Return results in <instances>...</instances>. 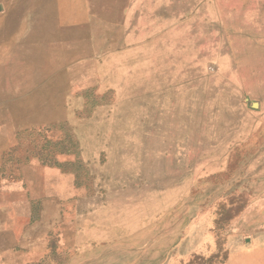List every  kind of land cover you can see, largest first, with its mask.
Wrapping results in <instances>:
<instances>
[{"label": "rangeland", "instance_id": "1", "mask_svg": "<svg viewBox=\"0 0 264 264\" xmlns=\"http://www.w3.org/2000/svg\"><path fill=\"white\" fill-rule=\"evenodd\" d=\"M56 4L0 0L23 263L264 264L240 254L264 238V0Z\"/></svg>", "mask_w": 264, "mask_h": 264}, {"label": "crops", "instance_id": "2", "mask_svg": "<svg viewBox=\"0 0 264 264\" xmlns=\"http://www.w3.org/2000/svg\"><path fill=\"white\" fill-rule=\"evenodd\" d=\"M56 1L57 8H64V5L60 4V0ZM137 6L139 9L136 8ZM143 7L144 5L141 2L135 3L134 8L133 3H131V9L129 11L130 13L128 15V19L132 14H136L138 10L142 16V12H144L142 11ZM143 20L144 22L146 20L144 18V15L141 18L140 22ZM129 31H131V29H129ZM135 31V29L131 31L133 32L131 34L134 35ZM5 191L6 188L0 186V264H24L23 260H21V257H26L28 259L30 258L33 260L41 250L42 239L39 234L37 235L33 232L26 231L19 234L21 224L19 221V216L14 211V208H19L20 205L17 204L19 202H15L5 198L7 197ZM244 247L246 248L242 249L243 252H240V254L242 255L241 258L261 263V259L259 258L260 253L256 249H258L259 251H264V238L255 237L253 238L250 245ZM240 263L252 264L244 263L242 261H240Z\"/></svg>", "mask_w": 264, "mask_h": 264}, {"label": "bare ground", "instance_id": "3", "mask_svg": "<svg viewBox=\"0 0 264 264\" xmlns=\"http://www.w3.org/2000/svg\"><path fill=\"white\" fill-rule=\"evenodd\" d=\"M205 90V89H204Z\"/></svg>", "mask_w": 264, "mask_h": 264}]
</instances>
